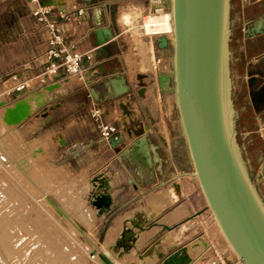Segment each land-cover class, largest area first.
<instances>
[{
    "label": "crops",
    "instance_id": "obj_1",
    "mask_svg": "<svg viewBox=\"0 0 264 264\" xmlns=\"http://www.w3.org/2000/svg\"><path fill=\"white\" fill-rule=\"evenodd\" d=\"M23 1L26 17L19 19L14 40L3 47L6 48L4 56L12 65L9 71L15 75L16 85L25 83L27 87L20 96L12 90L8 103L23 95H39V106L34 111L38 114L32 125L26 124L20 131L24 132V141H40L34 149L42 150L47 156L46 161L53 167L68 168L70 164L66 161L83 159L86 164L79 173L86 174L89 180L104 172L111 180L110 193L113 201L120 204L119 210L142 194L146 187L192 180L193 168L179 120L175 119L177 109L169 91L170 85L163 89L159 84L161 74H170L166 69L170 47L156 48L150 38V42H146L151 47L150 60L144 69L140 54L131 51V44L121 40L120 21L124 23L122 15H128L121 14V11L131 0H41L39 9L32 0ZM134 1H142L146 9L152 11H167V0ZM81 9L84 13L79 16L78 10ZM7 10L8 13L14 12L12 6ZM36 11L60 24L66 45L71 44L76 52L91 57L81 61L78 73L68 75L61 71L51 80L41 77L51 35L35 15ZM100 28H109L114 35L106 42V51L100 50L94 35ZM230 29L232 92L243 90L245 93L244 100L239 101V109L232 99L234 118L236 124L238 121L243 124L242 118L248 113L253 130L245 132L244 136L256 133L264 143V0H231ZM151 57L157 67L148 70L152 65ZM142 75L147 78H140ZM121 102L128 105L133 121L120 109ZM94 107L101 111L105 123L117 129L114 136L117 139L113 143L101 138L90 116ZM50 135L59 142L46 146L45 138ZM142 136L148 138L152 164L146 151L135 146ZM34 149L28 148L27 155ZM249 164L252 181L264 203V156L249 160ZM130 195L133 197L126 200ZM122 214L125 213L118 216ZM103 220L107 221V217ZM124 221V218L119 220L120 229ZM158 244V250L169 247L168 242L161 244L159 241ZM166 255H170V251ZM161 260L158 259L157 263ZM165 264H191V260L183 249L167 258Z\"/></svg>",
    "mask_w": 264,
    "mask_h": 264
},
{
    "label": "rangeland",
    "instance_id": "obj_2",
    "mask_svg": "<svg viewBox=\"0 0 264 264\" xmlns=\"http://www.w3.org/2000/svg\"><path fill=\"white\" fill-rule=\"evenodd\" d=\"M40 1L34 2L38 9ZM9 6L14 8V12L8 13L7 7ZM169 8V0L166 2L167 11H152L146 9L142 1L131 0L126 2L125 9L121 11V14H128L130 21L127 24L120 21L121 40L131 44V51L140 54L144 69L145 64L150 60L151 53V47H148L146 42L153 38L154 45L158 48L156 39L160 36H167V34H157L145 30V24L151 18L169 13ZM24 10L23 0H0V156L3 155L7 159L9 157L15 162L27 161L28 173H30L23 174L16 163L6 165L0 161V214L6 218L11 235H13V245L20 251V255L28 260L49 261V259H53L59 264H101L96 250L99 247L102 248L104 244H109L103 248L116 249L115 253L111 251L114 255L117 254L116 256L125 264H165L167 258L183 249L188 253L191 264H213V262L216 264H241L223 242L220 232L216 228L212 212L194 177L192 180H182L180 184L177 180L172 182L171 187L174 186L173 184H177L180 195H170L168 198H172L176 202L168 199V204L159 207L158 210L161 208V211L158 213H154L155 211L151 213L152 210L148 209L146 204L153 195L170 192L169 190H172L170 185L169 187L167 185L154 188L146 187L144 192L133 198L127 206L120 210L118 207L110 218V215L107 216V221L102 218L95 219L94 225L84 233L78 231L77 226L81 227V222L74 215L63 223L62 217L54 214L46 196L56 194L64 186H80L82 188L83 178L81 175L84 173L79 172L84 168L86 160L66 161L70 164L68 168L57 165L53 167L49 161H46L47 156L42 150L34 149L40 141L36 140L31 143L24 141V132H20L21 128L26 124L32 125L37 112H33L15 127L6 126L2 121L1 112L5 107L21 102L28 96L23 95L8 103L13 94L12 90L16 93L15 95L19 96L23 91L16 92L14 90L19 84L16 85L13 78L15 75L9 71L12 65L8 63V57L4 56L6 48L3 47L16 37L17 23L27 14ZM172 54L170 47L166 65V69L170 73L172 71ZM151 60L152 65L148 70L157 67L153 57ZM233 84L231 75V89ZM13 97L16 98V96ZM172 100L175 101L174 94ZM177 118L179 120L176 110L175 119ZM133 119L134 116L129 120L133 121ZM54 141L59 142V139H55L51 135L45 138L46 146L51 145ZM28 148L34 149L30 155L26 153ZM48 152V155L53 157V154ZM183 168L186 169V166ZM86 179L89 181L87 176ZM131 197L133 196H128L126 200ZM141 206L147 210H142ZM167 206L169 207L166 208ZM155 210L157 211V208ZM142 211L150 213V215L142 213ZM198 211H201V214H198ZM138 212L141 216L138 215ZM121 213L125 214L118 216ZM131 215L135 216L131 217ZM144 215L145 219L148 218L147 221L144 219ZM122 218L125 219V226L123 225L120 229L119 220ZM116 238H118L117 241ZM156 239H159L161 244L168 242L169 247L158 250L159 244L154 242ZM113 240L118 243L116 244L118 247ZM168 251H170V255H166ZM158 259L162 260L157 263Z\"/></svg>",
    "mask_w": 264,
    "mask_h": 264
},
{
    "label": "water",
    "instance_id": "obj_3",
    "mask_svg": "<svg viewBox=\"0 0 264 264\" xmlns=\"http://www.w3.org/2000/svg\"><path fill=\"white\" fill-rule=\"evenodd\" d=\"M169 1L173 39L160 36L156 41L160 49L172 48V71L161 74L159 84L163 89L170 85L174 94L191 175L198 179L208 208L240 262L264 264V203L240 154L234 118L231 0ZM94 35L101 51H106V42L114 38L109 28H100ZM124 91L128 92L127 87ZM116 139H110L111 143ZM135 146L146 151L152 164L148 138L140 137ZM81 178L83 187L72 190L69 200L73 212H87L90 206L97 219H103L119 207L104 172L90 181L85 174ZM66 192L61 190L62 196Z\"/></svg>",
    "mask_w": 264,
    "mask_h": 264
},
{
    "label": "bare ground",
    "instance_id": "obj_4",
    "mask_svg": "<svg viewBox=\"0 0 264 264\" xmlns=\"http://www.w3.org/2000/svg\"><path fill=\"white\" fill-rule=\"evenodd\" d=\"M145 30L151 31V32H154L157 34H165V35L167 34V36L170 39H173V30H172V26H171L170 13H164L163 15H161L159 17L151 18L150 21L145 24ZM140 78L146 79L147 76L142 75ZM38 106H39V95L32 94V95L26 97L21 102L16 103L15 105L5 107L1 112L2 121L6 126L9 125V126L15 127V125L20 124L24 119L28 118L29 115H31ZM120 109L122 110L124 115H126L128 118L132 117V112L130 111V109H129L128 105H126V103L121 102L120 103ZM0 161L2 163H5L6 165H9L10 163H13V164L16 163V166L18 167V169L23 174H25V175L30 174V173H28V162L27 161H22V162L16 161L15 162V161H12L11 159H9V157H8V159L5 158L4 162L1 159H0ZM26 167H27V169H26ZM194 178L199 185L198 179L196 177H194ZM109 181H111V180L109 179ZM110 184H111V182H110ZM173 185H174L173 187H171V185H170V189H172V190L168 189L170 192L165 191L167 193H161V194H158L155 196L153 195V197L151 199H149V201L146 205H147L148 209L152 210L151 213H153V211H155L154 213H156V212L158 213V211H161L160 210L161 208L159 210H158V208L164 207L165 205L168 204L167 203L168 199L169 200L172 199V198L170 199L168 197H170V195L174 196L173 194H175V195L178 194V188L179 187L177 186V184H173ZM199 187H200V185H199ZM63 189H66V191H67L66 196H62V194H61V190H63ZM74 189L78 190L79 188L74 187V186H70V185L61 187L56 194L47 195L46 199H47L49 206L54 211V214L56 213V214H58V216L62 217L63 223L66 220H68L72 215H74L76 217V219L81 222V224H80L81 227L77 226L78 231L84 233L85 230H87L88 228H90L94 225L95 219H97V217L95 215L96 212L94 209H92L89 206H88L87 212H84L83 210H79L78 215H77V213H75L71 210L69 200H71L73 197L74 193L72 192V190H74ZM179 195L180 194H178V196ZM177 198H179V197H177ZM177 198H176V200H177ZM172 202L175 203L176 201H173V199H172ZM172 202L170 201V203H172ZM141 207H143L142 210H145L144 206H141ZM156 208H157V211L155 210ZM82 209H84V207H82ZM205 209L207 210V208H205ZM148 212H150V211H148ZM142 213H147V212L142 211ZM200 213H201V211H198V214H200ZM139 214L140 213L138 212V215ZM147 214L150 215V213H147ZM135 215H131V217H134ZM138 215H136V216H138ZM145 215H144V219L146 217ZM2 216L0 214V259H1L0 264H2V263L3 264H44L46 262H47V264H59L57 261H55L53 259H49V261L48 260L43 261V260H38V259H36V260L24 259V256L20 255V251H18V249L13 245V241H12L13 235H11L10 228L6 222V218L5 217L3 218ZM139 216H141V215H139ZM213 217H214V215H213ZM142 218H143V216H142ZM147 219H145V220L147 221ZM214 220H215L216 228L220 232L219 234L222 237L223 242L225 243L227 248H229L230 252L237 259V261L240 262V260L235 255V253L231 249L230 245L228 244V242L224 238L223 234L221 233L215 217H214ZM183 228H184V225H183ZM179 231L181 233L182 229ZM117 239L118 238H116L115 240L117 241ZM116 241H114L115 245L118 244ZM158 241H159V239L155 242H157V244H158ZM112 245L114 248L118 247V245H116V247L114 244H112ZM104 246L107 247V246H109V244L108 245L104 244ZM103 247L102 248L99 247L98 250H96L97 251L96 252L97 257H98L99 261L101 262V264H123V262L120 260V258L116 256L117 254L114 255V253H115L114 251L116 249H114V250L111 249L114 252L113 253L111 250H109L112 247H110V248L108 247L107 249L103 248ZM148 251H149V249L147 250V252ZM241 264H243V263H241Z\"/></svg>",
    "mask_w": 264,
    "mask_h": 264
},
{
    "label": "built area",
    "instance_id": "obj_5",
    "mask_svg": "<svg viewBox=\"0 0 264 264\" xmlns=\"http://www.w3.org/2000/svg\"><path fill=\"white\" fill-rule=\"evenodd\" d=\"M33 3L37 0H32ZM84 11L78 10V15L81 16ZM35 15L39 16V21L44 23L50 33L49 45L50 48L47 51L46 55V66L41 71V77L47 79H54L58 76L61 71L68 75H73L78 73L79 65L81 61L87 57L91 58L88 55H83L76 52L73 45H66L65 37L61 26L54 20H49L46 15L41 11H36ZM15 78V76L13 77ZM25 83H20L15 87L16 92H21L26 89ZM91 118L94 120L96 127L100 133V136L103 140L109 141L117 133V129L111 125L104 122L102 118V113L99 109L93 108L90 112ZM0 159L4 162L5 158L2 155Z\"/></svg>",
    "mask_w": 264,
    "mask_h": 264
},
{
    "label": "trees",
    "instance_id": "obj_6",
    "mask_svg": "<svg viewBox=\"0 0 264 264\" xmlns=\"http://www.w3.org/2000/svg\"><path fill=\"white\" fill-rule=\"evenodd\" d=\"M233 70V65L231 66ZM245 98V93L243 90L240 93L232 92V99L234 100L236 109H239L240 103L239 101H243ZM244 123L242 124L241 121L237 122L236 124V132H237V139L239 144V151L242 156L243 162L250 174V177L253 179V174L250 170L249 160L255 161L258 156H264V143L256 133H251L247 136H244L245 132H249L253 130V121L248 115H244L242 118Z\"/></svg>",
    "mask_w": 264,
    "mask_h": 264
},
{
    "label": "clouds",
    "instance_id": "obj_7",
    "mask_svg": "<svg viewBox=\"0 0 264 264\" xmlns=\"http://www.w3.org/2000/svg\"><path fill=\"white\" fill-rule=\"evenodd\" d=\"M122 21L124 22V23H129L130 21H129V17L127 16V15H123L122 16Z\"/></svg>",
    "mask_w": 264,
    "mask_h": 264
}]
</instances>
